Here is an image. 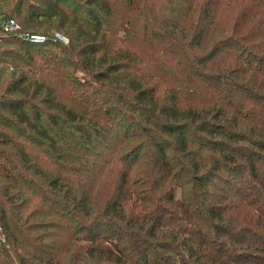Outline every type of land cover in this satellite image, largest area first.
<instances>
[{
  "label": "trees",
  "instance_id": "16d2710c",
  "mask_svg": "<svg viewBox=\"0 0 264 264\" xmlns=\"http://www.w3.org/2000/svg\"><path fill=\"white\" fill-rule=\"evenodd\" d=\"M2 18L0 264H264V0Z\"/></svg>",
  "mask_w": 264,
  "mask_h": 264
},
{
  "label": "built area",
  "instance_id": "2783aa9c",
  "mask_svg": "<svg viewBox=\"0 0 264 264\" xmlns=\"http://www.w3.org/2000/svg\"><path fill=\"white\" fill-rule=\"evenodd\" d=\"M0 32L13 33L19 38L26 39L31 42H41L46 39V35L23 31L18 22H16L13 18L0 19ZM51 37L63 43L67 42L66 37L57 31H53L51 33Z\"/></svg>",
  "mask_w": 264,
  "mask_h": 264
},
{
  "label": "rangeland",
  "instance_id": "374dc122",
  "mask_svg": "<svg viewBox=\"0 0 264 264\" xmlns=\"http://www.w3.org/2000/svg\"><path fill=\"white\" fill-rule=\"evenodd\" d=\"M51 31H55V30H51ZM58 32H60L62 35H64L61 31L58 30ZM32 33H37V34H43V33H39V32H32ZM45 35V34H44ZM65 36V35H64ZM66 37V36H65Z\"/></svg>",
  "mask_w": 264,
  "mask_h": 264
}]
</instances>
